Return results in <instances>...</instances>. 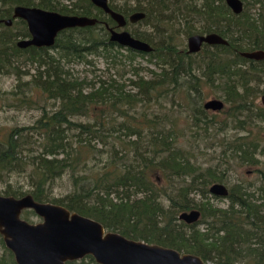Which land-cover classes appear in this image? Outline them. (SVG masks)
<instances>
[{
    "label": "trees",
    "instance_id": "trees-1",
    "mask_svg": "<svg viewBox=\"0 0 264 264\" xmlns=\"http://www.w3.org/2000/svg\"><path fill=\"white\" fill-rule=\"evenodd\" d=\"M86 1L88 8L82 12H63L49 1L43 5L61 13L92 15L97 7ZM201 1L199 6L188 0H138V7L132 10L111 5L125 15L145 11L144 22L156 7L158 11H180L185 15L183 32L188 37L209 30L210 21L223 14L215 5L223 0ZM27 2L0 0V18L9 16L15 5ZM223 8H227L225 4ZM155 17L159 26L169 23L170 30L156 34V41L149 33H134L152 43L154 50L149 53L111 41L108 29L99 23L62 30L51 47L55 53L45 47L21 49L19 33L5 25L0 28V76L14 73L19 79L12 91V104L41 110L33 124L13 127L0 139V182L14 172L24 174L30 187L19 191L10 184L6 195L32 194L37 201L60 204L96 219L108 231L193 253L205 263L264 264V202L256 203L257 198L237 184L227 208L209 201L196 203L193 192L208 196L209 185L228 180L227 171L213 164L203 168L193 163L189 151L179 145L182 130L178 126L179 118L188 112L185 118L189 128L199 134L214 130L216 124L211 120L215 116L211 118L201 104V80H225L224 95L233 105L228 112L230 123L247 130V134L227 141L221 160L258 165L264 156L260 142L264 109L256 108L250 91L255 90L253 81L264 79V64L239 53L247 49L243 38L256 36L257 27L243 23L242 15L233 14L232 22L237 26L230 33L231 51H208L199 57L181 51L177 15ZM19 24L24 26L22 33H27L25 22ZM97 56L115 70V78L92 81L75 76L67 68L71 62L96 65L93 57ZM138 56H149L160 71L147 68L152 77L141 74L144 67L135 65ZM22 57L37 63L29 81H24L23 75L30 72H24L18 63ZM126 73H131L129 85L117 79V74L123 79ZM52 101L53 107L49 106ZM252 126H257V131H252ZM256 171L264 201V167ZM65 177L71 190L57 197L56 185ZM193 208L201 211L197 222L189 224L180 219L182 212ZM5 248L8 255L0 256V264H17L12 251ZM87 259L99 264L91 255L68 264H86Z\"/></svg>",
    "mask_w": 264,
    "mask_h": 264
},
{
    "label": "water",
    "instance_id": "water-1",
    "mask_svg": "<svg viewBox=\"0 0 264 264\" xmlns=\"http://www.w3.org/2000/svg\"><path fill=\"white\" fill-rule=\"evenodd\" d=\"M233 10L241 12L242 0H226ZM98 7L123 27L127 23L125 16L111 8L109 0H92ZM16 17L28 22L31 39L18 41L20 47L48 46L56 43L58 34L73 27L93 26L97 18L79 15H65L40 8L18 6ZM145 17L137 12L130 16L132 22ZM9 22V21H7ZM110 31V40L139 52L149 53L152 46L129 31H117L105 24ZM203 42L226 43L218 35H194L189 39L190 51H198ZM249 58H264V52H242ZM264 102V96H263ZM205 106L220 109L223 102L212 99ZM212 192L227 195L224 185L215 184ZM24 209L34 210L42 220L30 222L22 217ZM201 211L192 209L180 214L187 223L200 219ZM0 233L6 246L14 253L17 264H66L67 261L82 259L91 255L99 264H206L198 255L183 253L171 247L152 244L143 240L129 238L119 232L108 231L104 225L91 217L72 212L67 207L35 200L32 194L22 197L0 194Z\"/></svg>",
    "mask_w": 264,
    "mask_h": 264
},
{
    "label": "rangeland",
    "instance_id": "rangeland-1",
    "mask_svg": "<svg viewBox=\"0 0 264 264\" xmlns=\"http://www.w3.org/2000/svg\"><path fill=\"white\" fill-rule=\"evenodd\" d=\"M72 1V0H71ZM245 1V0H244ZM248 2L252 4H257L258 1L264 2V0H247ZM64 4H67L68 2H63ZM73 3V2H72ZM112 3H115L119 5L124 10H132V8L138 3L137 0H112ZM259 4H257L256 8L250 9L249 13H253L255 17H258L259 14L258 9ZM149 26L146 24V22H139L136 24H129L126 29L130 30L131 32H134V30L138 31H145L148 30ZM179 38V35H178ZM182 47H187V36H182ZM51 53H55L56 50L51 49ZM24 57V55H21ZM20 58L19 62L22 64V70L29 71L30 74L24 76V81H29L31 79V74L35 73L37 70V63H32L30 60L26 58ZM149 56H138L135 65H140L144 67V69H141V74H143L146 77H152V73L149 71V69H155L156 71H160V69L155 65V63L150 62ZM93 60L96 61V65H91L88 63H81V62H74V63H68L67 68L70 69V71L77 77L81 78H88L93 79L92 81H97L99 78L102 80L109 79L111 76L115 78V70L110 69L108 62L103 57H93ZM18 61V60H17ZM125 78H121L117 74V79L119 81H125L129 85V81L127 80L129 77H131V73H126L124 76ZM18 77L14 73H7L2 74L0 76V139H4L6 134L9 130H11L13 127L17 126H25V125H31L33 124L38 117L41 115V110L39 108L29 107V106H22L17 107L13 105L14 102V95L13 92L18 84ZM128 81V82H127ZM262 86L264 87V82L262 83ZM204 90V96L201 100L202 104L207 99H210L214 97V88L210 85H203ZM38 100V99H35ZM53 101L50 105H52ZM53 107V105H52ZM189 114L188 112H185L183 117L179 118V127L182 129H186L182 132V137L179 138V145L182 146L189 151L190 157L193 163H196L197 165H202L203 168H206L208 164H216L224 155V149H225V143L233 138L235 133L239 130L235 129L232 126H229V129H226L222 131L221 129H218L221 125L216 124L214 130L210 129L208 133H201L197 132L196 130H190L188 121L186 120L185 116ZM218 116L219 121H223L225 123L227 115L226 113H220ZM257 128H254V131H256ZM263 139L261 142L264 144V133L262 135ZM261 160L264 161V156H260ZM225 167V166H224ZM264 167V163L259 166V168L255 167H242L240 165H232L229 166V169H225L224 171H227V178L231 179L232 182L235 180H248L249 182H255L260 179L259 172H254L256 169H262ZM249 170H252V173L248 172ZM157 176V175H156ZM157 177H160L159 175ZM160 179V178H159ZM157 180V179H156ZM12 185L15 189L21 190H27L30 186L27 180V177L24 174H19L17 172L12 173L10 176H6L4 178L3 182H0V194L6 195V190L8 189L9 185ZM227 184H230L227 183ZM210 187V185H209ZM208 187V188H209ZM71 190L69 181L67 177H65L63 180H61L55 188L54 195L64 196L66 193H68ZM192 197L194 198V201L198 204H202L204 202L209 201L211 205L216 206L218 208H227L229 206V199L225 197H219L215 198L211 193L208 194V196L203 197L199 192H193ZM257 199L256 203L262 204L264 201L261 200V195L259 193H256ZM167 204V202H165ZM23 218L30 222H39L41 221V217L35 213L33 210H28L23 213ZM204 227H206L203 223L200 225V228L204 230ZM0 238V256H7L8 251L6 250L5 246ZM8 260L10 257L7 258ZM89 259V258H88ZM86 260V264H93L91 260ZM11 260V259H10ZM81 264V263H76ZM207 264H212L211 262H208ZM244 264H247L244 262Z\"/></svg>",
    "mask_w": 264,
    "mask_h": 264
},
{
    "label": "flooded vegetation",
    "instance_id": "flooded-vegetation-1",
    "mask_svg": "<svg viewBox=\"0 0 264 264\" xmlns=\"http://www.w3.org/2000/svg\"><path fill=\"white\" fill-rule=\"evenodd\" d=\"M47 1L52 2L55 5H58V7H60V9L63 12H82L85 9L88 8V3H87L86 0H72V1L71 0H28L27 4H18V5H15L13 7V9H12L11 14L9 16L1 17L0 18V28H3V25H5L6 27L13 28V30L15 32H18L19 33V36L17 37L18 38V41H20L22 39H31L32 38V34L30 32L28 22L25 19L21 18V17L14 16L15 15V9L18 6H23V7H28V8H40V9L47 10V11H54V10H50V9H47L46 7H44L43 3L44 2H47ZM63 2H68V3L67 4H64ZM91 2H92V0H91ZM201 2H202L201 0H188V3L195 4V5H199V6H200ZM242 2H243L242 10L239 13L235 12L233 10V8L229 5V3L226 0L219 1V2L215 3V5H217V6L220 7V9L218 11H220L223 14L220 15V18H218V19L213 18L212 21H210V23H209V25H210L209 30H200V32H198V33H193V34L189 35L187 37V47L184 48L181 45V48H180L181 51L182 50H186L185 53H187V54H193V55H198L199 57L205 56V54L208 51H210L212 53H217V54L220 53V52H223V51L225 52V54L227 52H230L231 51V47H230V45H231V40H230L231 37H230V35L231 34L230 33H233V30H234L235 26H237V25H235V23L232 22V18H233V14H236V15H242V17H240V19H241V21H243V23H245V24L253 23L254 26L257 27V31H258V33L256 34V36H254V37L245 36L243 38L244 45H245V47L247 49L246 50H241L239 52L241 54V56H243L242 55V52H255V51H262V52H264V41H263L264 40V38H263V35H264V2H262V4H260L261 1H258V3H257V4H259L258 9L260 11V12H258V14H259L258 17H255L253 15V13H249V10L250 9L256 8V6H257L256 3L255 4H252V3L248 2L247 0H245V1L242 0ZM109 4H110L111 8L114 9L112 7V5H111L112 4V0H109ZM113 4H115V3H113ZM223 4H225L227 8H223ZM138 5L139 4L137 3L133 8H137ZM94 6H96L97 8H96V11H94V13H92V15H87V14H73V13H61L59 11H55V12H59L61 14H65V15H79V16H89V17L97 18L99 24L104 25L105 27H106L105 24H108L110 27L114 28L117 31L127 30L134 37H136L134 35L135 32H141V33H147V34L149 33L150 34V38L152 39V41L153 40L156 41L157 37L155 35L156 34H159V32H163V31L168 32L170 30L168 28L170 24L167 23V22H162L163 24L161 23L160 26H159L158 25V22H157L158 21L157 20V17H155V16L165 15V16H173L174 17V16L177 15V19H178V22H179L177 24H179L178 27L182 30V31L179 32V38H178V40H180V44H182L181 35L182 36L183 35L185 36V34L183 32V29H184V27H186V23H185V15L182 14V12H180V11H178L177 13L174 12L175 11L174 9H171V10L166 9V10H163V11H158V8L156 7V8L153 9L152 15L150 16L148 22H146V24H148V26H149L148 30H145V31L134 30V32H131L130 30L126 29V27L129 24H136V23H139V22H144L143 20L147 17V13L145 11H143V10H135V11H130L127 15H125L124 13L118 11L117 9H114V10L118 11L119 13L123 14L125 16V18L127 19L126 25L123 26V27H119L118 26V23L110 16V14L106 13L102 8L98 7L97 5L94 4ZM98 8L102 10V13L103 14H101V12H99ZM137 12L145 13V17L142 18V19H140V20H138V21H136V22H132L130 20V16L132 14H134V13H137ZM95 15L98 16V17H96ZM99 16L100 17H106V19H101V18H99ZM109 18L112 19L113 22ZM7 21H9V22H7ZM20 21H24L25 22L24 25H26V27L28 29V32L25 33V34L22 33L24 26L21 25V24H19ZM199 24L200 23H198L196 21V25L199 26ZM260 31H262V33ZM109 33H110V31H109ZM211 34L218 35L222 39L226 40L227 42L226 43H221V42L220 43L203 42V44L201 45V48L198 51H190V46H189V39H190V37H192L194 35L208 36V35H211ZM136 38H138V37H136ZM143 41H146V40H143ZM254 41L257 42V43H255V45H253ZM146 42H148L152 46V50H151V52H152L154 50V47H153L152 43H150L149 41H146ZM29 47H32V46L20 47V48L21 49H26V48H29ZM36 47L37 48H44V47L45 48H51L52 46L51 47H48V46L38 47V46H36ZM243 57H245V56H243ZM245 58L250 59V60H255V61H262L263 64H264V58H261V59H254V58H249V57H245ZM263 82H264V79L262 81H253L252 82V87L255 88V90L250 91V92H252V98L254 99V103L256 105V108H262V109H264V102H263L264 87L262 86V83ZM203 85L213 86V88L215 90L214 91L215 92L214 93V97H212L210 99H207L206 101H204L203 104L201 102V104L203 105V107L206 110L207 114L209 116H211V118H213V116H215L213 118L214 120H211V121H214L213 122L214 124H220L224 128V129L221 128L222 131H224L226 129H229V126H232L235 129H238L239 130V134H238V131H237L235 133L236 135H234L236 137L239 136V135H245V134H247V130H244V129L240 128V127L235 126L236 124L233 123V122L230 123L231 117H229L228 112L232 109V106L233 105L227 101V96L224 95V93L227 92V90H226L227 89V82L225 80H218V79L217 80H214V81H211V80L210 81L209 80H201V86H202V89H201V94L202 95H201V97L202 98L204 96ZM212 99H217V100L222 101L223 102V107L220 108V109L207 108L205 106L206 102H208L209 100H212ZM222 112L223 113H226V115H227V118H226L225 123L223 121H219L217 119L218 118L217 115H219ZM244 118H245L244 115H241L240 116V119L245 120ZM260 125H261V123L258 124V126H260ZM255 127L258 129L257 126H252L251 127L252 131H254V128ZM180 129L182 130V132L184 130H186V129H182V128H180ZM189 129L190 130H194L192 128H189ZM263 133H264V131L261 133L260 142L263 139V137H262ZM260 149H262V147H260ZM262 150L264 151V148ZM259 160L260 161L258 162V165L257 166L256 165L251 166L249 164L248 165L241 164L242 161H240V160H236V161H234V160H219L218 163L213 164V166L216 167V168H229V166H232V165H240L242 167H255L256 168V167H259L260 165H262L264 163V161H262L261 159H259ZM248 172L252 173V170H249ZM254 172H257V171L254 170ZM227 174L228 173L226 172V175ZM260 181H261L260 179L258 181H255V182H251V181L249 182L248 180H244V179L243 180H238L237 179L234 182H232L231 179H230V177H229V179L227 181L225 180V181H215V182H213L210 185V187H209V194L211 193L215 198H219V197L228 198L229 199V202H230V198L229 197H230L231 194H233V187L235 185H237V184H242V186L244 187V189H247L248 190V193L251 194V195H253L252 197L257 198L256 197V193H259L261 195L260 188L262 187V184L259 183ZM229 182H230V184H227ZM215 184L224 185L226 187V189L228 190V194L227 195H219L217 193L212 192L211 188ZM7 196H9V195H7ZM257 199H259V197ZM193 209H196V208H193ZM28 210H32V209H24L23 212H22V217H23V213L25 211H28ZM191 210H189V211H191ZM179 217H180V215H179ZM181 220H183V219H181ZM183 221H185V220H183ZM193 223H195V222H193ZM189 224H191V223H189ZM2 239L4 241L3 235H2ZM79 260H81V259L72 260V261H79ZM66 264H68V261L66 262Z\"/></svg>",
    "mask_w": 264,
    "mask_h": 264
}]
</instances>
